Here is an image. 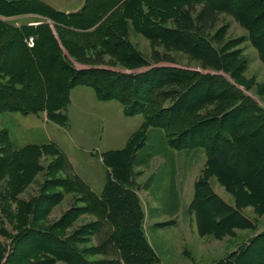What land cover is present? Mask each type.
<instances>
[{
    "label": "trees",
    "instance_id": "1",
    "mask_svg": "<svg viewBox=\"0 0 264 264\" xmlns=\"http://www.w3.org/2000/svg\"><path fill=\"white\" fill-rule=\"evenodd\" d=\"M152 1L106 0L94 5L93 0H85L79 11L66 13L41 0H0V79L7 78V83L0 85V116L6 112L24 116L46 113L47 121L68 129L71 90L87 86L94 89L99 101L119 102L126 116L144 117L125 148L102 154L108 179L101 195L76 175L55 143L15 149L9 133L0 132V145L11 154L10 158L39 154L55 157L52 163L57 164L58 172H69L61 187L82 193V210L97 218L88 227L100 235V245L94 251L107 254L114 250V256L92 262L68 241L55 238L54 246L46 253L68 264H162L147 240L144 211L133 182L134 163L146 145L150 128H162L175 150L203 148L207 153L204 176L195 183L190 207L196 212L200 230L203 226L197 202L208 187L205 175L210 174L213 165L243 186L250 180L254 183V176L256 185H264V110L222 75L181 67H156L141 73H123L109 67L78 69L70 61L74 58L102 63L105 55H111L127 70L149 66L128 39L133 27L150 40L167 44L169 53L154 52L155 61L172 62V49L174 53L185 50L239 81L234 53L223 56L230 46L227 35L222 32L217 38L211 37L223 15L234 17L247 30L264 60V0H163L168 7L160 12H154ZM166 9L172 14H166ZM152 13L160 21L153 20ZM28 14H38L43 20L36 21L40 23L36 26L20 27L4 20ZM168 20L173 23L162 24ZM30 38L34 39L33 47L28 44ZM5 50H10L6 58ZM17 86H22L23 92ZM7 161L6 157L0 158V167ZM215 220L220 222L219 218ZM230 227L229 222L224 223L222 230ZM262 243L264 233L220 264H241L245 257L264 264V253L257 249Z\"/></svg>",
    "mask_w": 264,
    "mask_h": 264
},
{
    "label": "rangeland",
    "instance_id": "2",
    "mask_svg": "<svg viewBox=\"0 0 264 264\" xmlns=\"http://www.w3.org/2000/svg\"><path fill=\"white\" fill-rule=\"evenodd\" d=\"M46 1L57 10L60 7H71L80 0ZM105 1L93 0V3L100 5ZM82 2L85 3V0ZM152 2L154 12H160L168 7V3L163 0ZM148 10L149 8H145L146 12ZM34 19L39 21L43 20V17L38 14L14 18L4 17V20L18 27ZM152 19L160 21L158 15L153 14ZM172 23V20L162 22L165 25ZM221 28L222 31L219 32ZM222 32L227 35L226 40L230 44L224 49L223 56L234 53L239 81L231 73L210 68L202 63L201 59L185 50L174 53L172 49L170 51L173 56L172 62L162 59L155 61L154 52L169 53V50L165 48L167 44L158 40L152 41L133 27L130 28L128 39L139 54L148 60L149 66L127 70L121 64L115 63L111 55H105L104 59H101L102 63H84L74 58L70 61L78 69L109 67L108 69L123 73H141L156 67H181L204 74L222 75L229 82L236 84L245 95L251 97L264 110V60L251 42L247 30L234 17L223 15L222 23L211 33V37L217 38ZM157 33L158 31H154V34ZM64 51L68 55L65 49ZM9 53L10 50H5L3 56L6 58ZM112 64H114L113 67L110 66ZM4 83H7V78L0 79V85ZM140 87H144V84ZM17 88L23 92L22 86ZM167 105L169 103H166ZM105 106L98 109L102 119L89 124L88 138L82 139L80 138L82 133H78L80 126L85 125L79 123V113H76V117L72 114L70 127L63 129L47 121L46 113L24 116L20 113L6 112L0 116V132L9 133L15 149H21L30 144L55 143L66 155L67 160L70 159L77 168L88 166L87 169L91 172L95 171L99 180L103 177L105 184L104 186L101 184L102 190H100L103 192L108 179V169L101 160L102 154L125 148L129 141L127 135L134 128L135 122L141 125L143 121L142 116L133 118L126 116L129 122L120 120L119 111L117 107H114L115 105ZM156 132L154 131L147 138V145H145L147 147L144 146L145 149L143 147V150L138 152L139 163L153 156L155 157L153 165L157 166L161 158L166 156L160 152V140ZM183 151L191 152V155H188L191 157V167L186 172L187 181L189 175L191 182H184L185 185L191 183V191L188 192L184 188V191L180 192L182 210L175 220L178 225L158 231L150 227L148 221L147 235L156 246L162 264H220L264 233V185H256L257 178L254 176V183L250 180L247 186H243L242 182L222 175L218 167L213 165L210 174L207 177L205 175L208 187L197 202L204 229L200 230L196 212L190 210L195 197L192 175L196 173V182L204 176L208 156L203 148ZM2 157L8 158V161L0 167V264H68L46 253L47 249L54 246L55 238L68 241L71 246L84 253L88 261L95 262L114 256L112 249L107 254L94 251L100 245L101 239L100 235L92 233L88 227L97 221V218L82 210L84 206L81 200L82 193L61 187L62 184H66L64 181L68 178L69 172H58L57 164L52 163L55 159L53 155L39 154L33 157L27 155L22 159L10 158L11 154L3 151L0 145V158ZM28 159L31 161L29 162L31 166L28 164ZM20 171L25 173L20 175ZM69 184L68 182V187ZM95 188L97 189V185ZM187 200L188 212H184V202ZM218 218L219 223L214 221ZM228 222L230 229L222 230V225ZM169 223L162 225H169ZM257 249L264 253V243L257 245ZM241 264H255V261L245 257V260H241Z\"/></svg>",
    "mask_w": 264,
    "mask_h": 264
},
{
    "label": "crops",
    "instance_id": "3",
    "mask_svg": "<svg viewBox=\"0 0 264 264\" xmlns=\"http://www.w3.org/2000/svg\"><path fill=\"white\" fill-rule=\"evenodd\" d=\"M9 1V0H8ZM15 1V0H14ZM17 1V0H16ZM44 3L51 5L50 2L46 0H41ZM74 5H77L74 7ZM84 2L80 0L77 3L71 5V7H60L57 8L58 11L71 13L76 12L78 9L82 8ZM55 7V6H52ZM76 8V9H75ZM36 17V15H32ZM38 20L34 19L30 21L29 25H38L40 23L36 22ZM71 103L68 109V115L70 121L72 120V114L76 117V113H79V123L85 125L80 126V131L82 133L80 138H88V131H90L89 124L92 122L96 123L98 119H102L99 116L98 109L104 108L105 105L113 104L114 107H117L119 111L120 120L127 121L126 115L124 114L123 106L117 101H99L96 93L93 88L87 86H78L71 90L70 93ZM121 105V106H120ZM108 107V106H105ZM142 116V115H138ZM74 117V118H75ZM125 117V118H124ZM135 117V116H134ZM143 117V116H142ZM133 118V117H132ZM144 121V117H143ZM142 121V123H143ZM141 123V125H142ZM140 123L135 122L134 128H132L127 135V138L130 137L140 128ZM89 126V127H88ZM139 127V128H138ZM154 131H157V138L160 140V152H163L166 156L161 158V162L157 166H154L155 157L151 156L147 159H144L142 163H139V158L137 156L134 163V177L133 182L137 190L138 196L141 201V205L144 211V230L147 237V240L151 247L154 249L156 254L159 256V253L156 249L154 243L149 239L146 229L148 228L147 222L149 221L150 227L154 230L162 231L165 228L177 227V221H175L181 212V201H180V192L184 188L188 192L191 191V181L188 175V185H185L184 182L187 181L186 172L190 169L191 164L190 160L191 155L189 151H178L172 148L167 141V136L164 130L158 129L157 127L150 128L148 131V137L151 136ZM155 134H153L154 136ZM32 145V144H30ZM36 145V144H35ZM147 145V144H146ZM147 147V146H145ZM144 147V149H145ZM143 150V149H142ZM141 152V151H139ZM139 154V153H138ZM70 158V157H69ZM102 160V159H101ZM74 172L79 176L97 195H101L100 192L101 184H105V181L102 178H97L95 171H90L87 169L88 166H83L84 168H77V166L69 159ZM103 162V161H102ZM137 167V168H136ZM193 184L196 182V173L192 175ZM136 178L138 180H136ZM97 185V189L95 186ZM188 200L184 202L183 211H187ZM169 223V225H162L163 223ZM160 257V256H159ZM161 259V258H160ZM162 261V260H161Z\"/></svg>",
    "mask_w": 264,
    "mask_h": 264
},
{
    "label": "built area",
    "instance_id": "4",
    "mask_svg": "<svg viewBox=\"0 0 264 264\" xmlns=\"http://www.w3.org/2000/svg\"><path fill=\"white\" fill-rule=\"evenodd\" d=\"M28 44H29L30 47H33L34 46V39L33 38H30L28 40Z\"/></svg>",
    "mask_w": 264,
    "mask_h": 264
}]
</instances>
